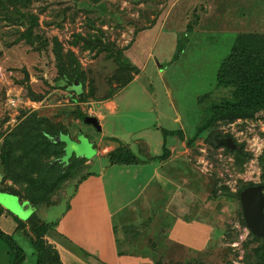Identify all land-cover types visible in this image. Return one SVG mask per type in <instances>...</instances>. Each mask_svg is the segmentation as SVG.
<instances>
[{
  "label": "rangeland",
  "instance_id": "374dc122",
  "mask_svg": "<svg viewBox=\"0 0 264 264\" xmlns=\"http://www.w3.org/2000/svg\"><path fill=\"white\" fill-rule=\"evenodd\" d=\"M183 6L190 8L181 17ZM242 33L264 34V0H0V164L3 142L18 140L31 114L41 120L36 134H42L40 130L54 134L39 160L41 166L23 159L15 143L6 150L0 190L26 201L34 189L45 199L33 205L49 207L45 218L54 221L72 193L74 180L85 173L73 146L80 142L79 117L108 92L121 88L117 79L130 81L140 73L160 87L166 113L173 106L162 94L169 89L176 92L194 172L202 171L210 179L207 202L224 221L213 230L201 227L193 221V206L188 209L183 195L178 198L184 202L165 195L167 211L162 219L155 214L118 232L121 251L148 264H248L258 254L264 258V251L257 250L259 240L243 223L238 195L248 185H264V46H255L248 54L252 57H244L248 77L239 79L242 85L232 80L225 84L219 77ZM135 56H141V68L132 64ZM60 67L66 68L64 75L81 80V96L62 87ZM141 85L131 84L133 92H146ZM239 96L261 100L249 113L213 115L214 107L236 103ZM147 114L153 124L155 113ZM169 121L165 118L164 123ZM213 137L229 138L231 147L215 145ZM46 161L50 163L43 165ZM23 174L35 182L25 181ZM35 215L19 224L27 228L24 235L31 240L24 247L26 264L33 260L31 251L37 253L31 230L38 220ZM6 262L11 263L9 255ZM45 264L77 263L58 262L50 253Z\"/></svg>",
  "mask_w": 264,
  "mask_h": 264
},
{
  "label": "crops",
  "instance_id": "0c3cea01",
  "mask_svg": "<svg viewBox=\"0 0 264 264\" xmlns=\"http://www.w3.org/2000/svg\"><path fill=\"white\" fill-rule=\"evenodd\" d=\"M183 7L181 17L190 8ZM136 47L142 50V46ZM176 48L177 43H174L171 51L174 52ZM135 58L131 60L132 64L139 68L142 66L141 56ZM134 83L142 84L146 92H133L131 84ZM163 85L168 84L163 81ZM113 90L108 92L105 99L95 102L87 115L79 117L78 142L82 138L87 140L92 153L75 152L85 173L74 180L72 193L60 215L52 222L47 221L45 217H48V212L45 210L48 211L49 207L32 205L35 210L31 215L36 214L37 224H48L43 236L46 244L57 251L61 261L119 264L121 242L118 232L152 219L155 214L157 220L162 219L167 211L165 195L169 198L174 196L178 201H183L178 198L183 195L188 209L193 206V221L197 225L209 230L223 225L224 220L217 218L218 212L213 210L212 202H207V199L211 200L210 179L202 171L194 172L197 168L189 158L187 128L177 108L176 92L169 89L162 94L173 106L166 113L162 109L160 87L155 86L147 76L137 73L127 85ZM147 113H155L154 118L152 116L153 119H150L154 121L153 124L149 122ZM165 118L171 121L165 124ZM168 124L177 128H170L166 126ZM162 129L179 131L182 135L164 134ZM119 147L130 151L135 161L111 162L110 153ZM219 203L224 204L223 201ZM4 208L0 205V230L9 235L25 253V244L31 243L24 235L27 228H20L21 223ZM27 219L20 220L26 223ZM31 254L33 260L27 264L36 263L37 253L31 251ZM6 255H9L8 247L0 239V264H4ZM26 260L25 253L22 264H26Z\"/></svg>",
  "mask_w": 264,
  "mask_h": 264
},
{
  "label": "trees",
  "instance_id": "16d2710c",
  "mask_svg": "<svg viewBox=\"0 0 264 264\" xmlns=\"http://www.w3.org/2000/svg\"><path fill=\"white\" fill-rule=\"evenodd\" d=\"M236 39L237 40L235 42V45L233 46L232 51L230 52L229 56L226 57V59L224 60L225 63L219 69V77L225 79L223 81L225 84L230 82V80H232L235 83L242 85L239 79L241 78V80H244L246 77H248V74L246 71V69L248 68V63L243 62L245 60L244 57L246 56L250 57L251 55L248 56V54H250L251 50L254 51L255 46H258V45L264 46V34L242 33V34H239ZM234 62H236L237 63L236 65L238 66V69H236L235 72H233ZM239 69H241V71ZM60 73H61L60 75L61 77L59 78L60 81L62 80V81H66L70 83L76 79L82 84L81 80L77 78L75 75H72V76L64 75V74H67L66 68L60 67ZM238 74H240V76H238ZM117 80L119 81V85L121 84L120 86L118 85L119 87L121 86L123 87L131 81V80L127 81V78H120V80L119 79ZM82 87H83V84H82ZM82 94L83 92L79 96H81ZM240 95H243V94L240 92ZM261 99H252V97L239 96V101H237L236 103L226 102L224 104H220L214 107L213 115L216 116L220 112H224L225 114H230V115L240 114V113L244 114L247 112L249 113L250 109L252 108L253 105H255L256 102H258L259 100H261V102L262 101L264 102V97H262ZM214 118L215 117L211 118L208 123L210 124ZM40 123H41V120L39 118L34 117V115L31 114L29 116L28 121L24 122L23 132L19 134L18 136L19 139L18 140L14 139L13 141L9 140V142L15 143L16 149H20L21 151L20 156L23 159L31 158L33 162H38V163H33V164L31 163L32 166L33 165L41 166V164L39 163V160H41L43 154L49 149L48 147L51 146L53 143L50 137H52L51 135H54V134H49L45 130H40L42 134H36L39 132L38 127ZM205 128L206 127L202 129H205ZM162 131L164 132V134L178 133L180 136L182 135L181 132L179 131H168L166 129H162ZM15 133L16 132L9 134V135L12 136ZM30 137L36 138L37 139L36 143H34V141L33 143L30 142L29 141ZM13 143L8 144L7 140L3 142L4 155L1 156V160H2L0 164L1 166H3L5 162L7 165V157H6L7 154H5V152L6 150H8V148H10V146L13 145ZM62 151H63V148H60L58 152H62ZM109 156H110L111 162L118 161V162H123V163H129V162L135 161V156L130 151H128L125 147L117 148L115 151L110 153ZM48 163L50 162L46 161L43 165H46ZM7 167H9V165ZM22 176L24 177L25 181H28L30 179L31 181H33V183L35 182L34 179L27 178L26 174H23ZM2 192H5V191H2ZM12 194L17 195L16 193H12ZM17 196L20 198L19 195ZM26 199H28L26 201H29L33 205L36 202L43 201L45 198H44V195L35 194L34 189H32L31 194H29V196L26 197ZM13 216L19 223H22V220H20V218H18L15 215ZM243 223H245L244 220H243ZM47 226L48 224H37V222H35L34 226L31 228V230L36 234V238L34 239V248L37 252V260L35 264H45L46 257H48L50 253L54 255V257L56 258L58 262L60 260L59 255L57 254V251L54 250L50 245L46 244V241L43 237L47 230ZM250 234L254 239L259 240L260 246L257 250L264 251V238L261 236H257L251 232ZM0 239L3 240L8 247V254L11 257L10 264H22L25 259L24 251L14 242V240L9 235L4 233L2 230H0ZM258 256L256 257L255 260L247 259L248 264H264V258H261L262 256L259 258ZM118 257H119V264H148L149 263L147 260L133 258L132 256L124 253L123 251L118 253Z\"/></svg>",
  "mask_w": 264,
  "mask_h": 264
},
{
  "label": "water",
  "instance_id": "95a60500",
  "mask_svg": "<svg viewBox=\"0 0 264 264\" xmlns=\"http://www.w3.org/2000/svg\"><path fill=\"white\" fill-rule=\"evenodd\" d=\"M97 2L99 0H91ZM62 86L68 91H73L76 95L83 92L82 84L78 80L72 82H62ZM35 99H41L40 96L30 92ZM215 145H227L231 147V140L228 138H212ZM81 153L90 155L92 150L87 140L82 138L79 143L73 145ZM2 175L0 174V180ZM239 202L246 227L251 233L264 238V185H251L245 187L239 193ZM0 205L18 218L27 219L35 210L28 201L20 202L17 195L0 191Z\"/></svg>",
  "mask_w": 264,
  "mask_h": 264
}]
</instances>
